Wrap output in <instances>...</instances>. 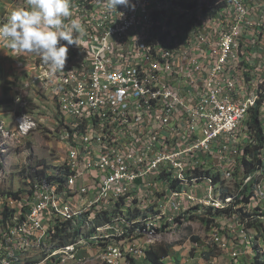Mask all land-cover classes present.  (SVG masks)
Returning a JSON list of instances; mask_svg holds the SVG:
<instances>
[{"label":"built area","instance_id":"1","mask_svg":"<svg viewBox=\"0 0 264 264\" xmlns=\"http://www.w3.org/2000/svg\"><path fill=\"white\" fill-rule=\"evenodd\" d=\"M71 1H78V8H71L72 18L85 29L79 37V63L47 76L45 82L55 83V90L42 94L41 86L36 95L53 100L48 127L56 139L62 138V132L55 130L56 117L70 125L90 119L91 135L85 145L74 143L70 129L63 131L70 132L66 143H73L68 155L72 171L68 197L74 205H83L85 195L94 194L93 215L122 193H131L135 208L147 205L154 196L159 167H172L175 178L212 168L225 175L227 186L228 177L249 154V133L257 134L258 149L264 150V3L257 0V7L251 8L254 0H232L210 22H186L185 30H177L175 22L186 21L190 0H184V7L164 0V8L131 0L134 10L124 6L110 10L108 0H101L99 10L90 14H83V1L91 0ZM148 23H155V31H148ZM191 29H198L197 37L177 41L178 32ZM160 36H167V43H160ZM180 42H189V49L180 50ZM11 52L28 61L30 82L41 65H33L25 53ZM83 59L91 61V79L80 72ZM114 139H121L120 147H113ZM111 151H118V161H110ZM252 173H258V186L248 209L264 204V176L261 171ZM209 189L210 185L202 186L184 199L168 196L169 211L161 218L164 229L175 224L174 213L196 207L198 197L209 198ZM0 208L19 213L22 231L32 236V243H24L12 225L2 232L8 235V244L0 243V264H10L5 250L31 247L66 215L62 203L49 198V190L39 197L24 196L20 204L0 199ZM219 212L214 217L209 209H196V217L223 219L218 222L223 237L224 230L238 232L242 217L235 215L234 225L225 221V213L235 212V206ZM113 232L117 242H110L106 256L119 257L120 264L144 262L136 252L137 261L128 263L129 245H122L121 230ZM138 233H130V242ZM101 242L108 241L72 247L56 259L75 264L78 256L93 253ZM239 253L231 249V256L237 258Z\"/></svg>","mask_w":264,"mask_h":264},{"label":"bare ground","instance_id":"2","mask_svg":"<svg viewBox=\"0 0 264 264\" xmlns=\"http://www.w3.org/2000/svg\"><path fill=\"white\" fill-rule=\"evenodd\" d=\"M151 1V5L156 8H164V0H144ZM202 1V0H201ZM232 1V0H231ZM231 1L215 0L212 4L204 5L199 4L196 0H190V7L187 10L186 21L185 18H178L175 22V29L185 30L186 22L196 23L210 22V18H215L218 14L225 9L227 4ZM205 3V2H204ZM206 4V3H205ZM101 7V0L83 1V14H90V11H97ZM175 7H184V0H175ZM71 8H78V1H71ZM68 22V21H66ZM148 31H155V23H148ZM198 29L187 30V32H178L177 41H187L188 37H197ZM160 43H167V36H160ZM189 42H180V50H188ZM28 54V53H27ZM81 57V49L79 46H71V54H68V59L65 66H73V63H79ZM36 65H41L35 71L33 79L36 91L42 86V94H49L50 91L55 90V83L45 82L47 76L55 74L50 71L48 66L44 65L39 56L36 55ZM35 65V64H34ZM91 61L90 59H83V64H80V72L83 73L84 79H91ZM42 97V95H39ZM46 100V98H44ZM53 104V100H46ZM18 124V131L27 135L30 130L37 128V125L30 118L19 116L16 118ZM4 124L0 123V132L4 131ZM64 129H70L74 132V143L77 145H85L88 143V136L91 135L90 119H82L81 125L79 123H72L70 121H63V117H56L55 130L62 132L60 142L65 147V161L59 167V173L65 178V184L62 185L59 181L52 180L49 176L42 177L39 184H34L31 188L32 197L41 196V192L49 190V198H54L55 203H62V210L66 215L57 222V224L50 230L47 237H37L36 243L29 248H16L13 250H5V258L10 264H46L53 260V264H60V259H56L60 255L69 253L72 247H79L87 243L101 242L100 247L95 251L98 259L105 264H120L119 257L106 256V250H110V242H117V234L113 231L121 230L122 245H129L128 249V263H135L137 261V254L139 252L140 260L146 259V250L150 245L154 244L155 240L164 231H172L174 227L186 221L185 219L193 214H196V209H209V214L215 211H227L235 206V212L248 211L250 201L255 198L256 187L258 186V173L252 171H261V176H264V150H259L257 159L251 155V149L257 147L256 133H249V154L246 156V161L241 162V168L235 169L231 177H228V184L226 186L225 175H222L219 170L212 168L201 169L198 172L190 174H180V178H175L172 172V167H159L153 180L154 196L151 198L147 205H139L135 208V203L132 204V211L141 210V214L128 215L126 208L123 207L125 201L134 200L131 193H122L116 195L113 201L106 206H102L94 214L108 213V220L95 224L92 218V203L94 202V194H86L84 197V204L79 205L76 210L73 206V200L69 195V183H71L72 171L69 169V151H73V143H66L70 139V132H63ZM55 133V132H54ZM56 134V133H55ZM264 136V128H263ZM121 139L113 140V147H120ZM110 161H118V151L110 152ZM247 162H252V169L249 174L244 171V166ZM245 176L246 178L245 183ZM245 183V184H244ZM210 185L209 198L198 197L195 206H188V211H180L173 214L172 227L164 229L162 219L168 214L169 203L167 202L168 196L175 199H184L199 190L202 186ZM243 185L252 187V197L248 202H237L236 196L242 191ZM37 186V189H36ZM227 187H233L230 192H222ZM167 188V189H166ZM229 189V188H228ZM0 199L10 201V204H20V199L23 196H15L13 194L0 195ZM127 204H125L126 206ZM262 205V204H258ZM254 206H252L253 208ZM251 208V209H252ZM262 208H264L262 206ZM3 208H0V211ZM10 217L13 231L18 232V238L24 240V243H32V236L30 232L22 231V222L20 221V214L15 210ZM253 210V209H252ZM140 213V212H139ZM249 213V212H246ZM66 220H72L74 224L79 225L77 229V238L75 242L56 246L53 240V235L56 232V227H61ZM81 223V226H80ZM156 229L150 230L151 227ZM10 228V227H8ZM83 228H94L92 233L83 232ZM244 231V230H243ZM139 232V233H138ZM130 233H138L135 241L130 242ZM84 234V235H83ZM218 239V238H216ZM1 244H8V235L0 239ZM50 247L45 249V247ZM48 250L49 253H46ZM38 256V257H36ZM3 258V249H0V261ZM38 258H41L38 260ZM56 262V263H55Z\"/></svg>","mask_w":264,"mask_h":264},{"label":"rangeland","instance_id":"3","mask_svg":"<svg viewBox=\"0 0 264 264\" xmlns=\"http://www.w3.org/2000/svg\"><path fill=\"white\" fill-rule=\"evenodd\" d=\"M223 1L227 2L228 0ZM251 1L249 0V2ZM254 1L249 3L251 8L257 7V0ZM258 1L260 2L258 4L264 3V0ZM198 3L201 4L200 1ZM26 5L27 0H0V20L5 19L14 9ZM27 63L28 61H23L21 56L13 54L5 44H0V120L5 122L4 131L0 132V195L15 193L18 196H29L31 188L34 184H39L42 177L49 176L52 180L59 178L57 180L59 183L63 181V175L58 171L60 165L65 161V147L59 138L56 139L54 131L49 130L48 119L50 116L46 115L47 109L43 108V104L38 99L44 100V98L36 95L34 86L26 88L27 94H25L20 84L26 73ZM45 102L51 104V102ZM19 116L30 118L36 123L37 128L30 130L27 135H22L18 131L16 122V118ZM232 188L227 187L222 194L227 190L231 191ZM132 203H135L134 200H131ZM72 206L76 210L79 209V205L72 203ZM262 206L264 207V204L251 207L253 210L250 208L244 213L249 212L247 214L257 216L264 212ZM125 208L128 215H138L135 209L133 211L129 209V204ZM241 213L226 212V225H234L235 215L240 217ZM190 216L193 217L190 218ZM190 216L183 223L176 225L172 231L162 232L154 242L171 244L172 249L180 253L178 261L173 256L167 260V263L209 264L210 261H213L214 264H261L264 260V217L255 218L262 223V231L255 227H247L246 221L248 224L250 219L247 220L248 217H246L244 220H239L238 232L231 235L224 230V238L218 233V222L221 218L211 219L213 221L204 219L205 221H203V218L196 217V214ZM221 220L223 221V219ZM2 225L0 224V239L4 236L1 233L8 229L7 226L3 225L2 227ZM92 231L93 228H83V232L87 234ZM76 233V228L65 227V231L59 236L61 237L59 244L71 242ZM229 240H233V243ZM48 248L50 247H45V249ZM231 249L240 252L237 258L231 256ZM46 253H49L48 250ZM215 257L216 261L213 260ZM40 259L38 258V260ZM75 264L105 263L98 259L94 251L78 256ZM141 264L150 263L144 261Z\"/></svg>","mask_w":264,"mask_h":264},{"label":"clouds","instance_id":"4","mask_svg":"<svg viewBox=\"0 0 264 264\" xmlns=\"http://www.w3.org/2000/svg\"><path fill=\"white\" fill-rule=\"evenodd\" d=\"M110 10L132 7L131 0H108ZM71 0H27L0 20V42L18 54L34 53L51 72H61L69 47L80 46L85 31L79 19L72 18ZM68 21V22H66Z\"/></svg>","mask_w":264,"mask_h":264},{"label":"trees","instance_id":"5","mask_svg":"<svg viewBox=\"0 0 264 264\" xmlns=\"http://www.w3.org/2000/svg\"><path fill=\"white\" fill-rule=\"evenodd\" d=\"M198 1V0H197ZM200 3L202 2V4L204 5H209V4H212L215 0H199ZM206 4H205V3ZM254 123H257V120L256 118H254ZM257 135V134H256ZM258 138L261 140L262 137L260 135V133H258ZM258 152H259V149H258V146L257 147H254L251 149V152H250V155L254 158V159H257V156H258ZM252 165L253 163L251 162H247L244 166V171L246 174H249L250 173V170L252 169ZM57 180H59V178H57ZM60 183L62 185L65 184V178L63 177V181H60ZM243 192V193H242ZM13 195L17 196L18 194H15V193H12ZM225 192L224 194H222V196H225ZM252 187L249 185V186H245L244 187V191L242 189V191L236 196V201L237 202H248L251 197H252ZM262 211V210H261ZM13 213V211H9L8 209H3L0 211V224H3L7 227H11L12 223H11V219L9 218V216H11V214ZM264 213V212H262ZM221 214V212L219 211H215L214 214H212V216L216 217V216H219ZM100 221L99 222H105L108 220V214L106 213H103L101 214L100 216ZM240 217H242V220H244V218L248 217V219H250L248 221V224H247V221H246V226L247 227H255L257 230H263L262 228V223L259 222L257 219L255 218H261V217H264V214L263 215H259V217H256L254 215L251 216V214H247V213H241L240 214ZM203 221L204 218H203ZM74 222L70 221V220H66L64 224H62L61 227L57 226L56 227V232L55 234L53 235V240L55 241V245L56 246H60V245H67V244H70V243H73L75 242L78 234L76 233L73 238L71 239L72 241L69 242V243H66V242H62L61 244H59V241L61 240V237L60 234L62 232L65 231V227H73V228H76V230L79 228V225H75L73 224ZM2 225V227H3ZM13 226V225H12ZM4 229V228H3ZM1 236V235H0ZM194 239H197V238H194ZM172 248V245L171 244H168V243H154L152 245L149 246V248L146 250V259L145 261L146 262H149L150 264H166L165 262V259L169 256V253H170V250ZM261 264H264V260L261 262Z\"/></svg>","mask_w":264,"mask_h":264},{"label":"crops","instance_id":"6","mask_svg":"<svg viewBox=\"0 0 264 264\" xmlns=\"http://www.w3.org/2000/svg\"><path fill=\"white\" fill-rule=\"evenodd\" d=\"M0 44H4V43H2V42H0ZM13 53V52H12ZM14 54V53H13ZM26 54V56L27 57H30V60H31V62H32V64L34 65H36V63H37V60H36V54H34V53H25ZM20 59V58H19ZM36 62V63H35ZM34 76H35V73L33 74V77H32V79L30 80V82H28L27 83V76H26V73H25V75H24V77H23V80L22 81H20V84L22 85V88H23V92L25 93V94H27V89H29L30 88V86H34L35 87V85H34V82H33V79H34ZM27 83V84H26ZM27 88V89H26ZM36 91V90H35ZM39 96V95H38ZM39 99V101L43 104V108H45V109H47L46 110V115L47 116H50V119H48V121H50L51 119H52V103L50 104V103H47V102H45L46 100H42L41 98H38ZM48 107V108H47ZM0 122H1V124H5V122H4V120H0ZM4 126V125H3ZM227 192H230L229 190H227ZM125 204H129L130 205V208H131V206H132V204H131V200L130 201H125V203L123 204V207L125 208ZM129 208V209H130ZM136 212L138 213V214H141V210H136ZM140 212V213H139ZM136 213V214H137ZM106 214H108V213H106ZM100 216H101V214H93L92 215V218L94 219V221H95V224H98L99 223V221H98V219L100 218ZM72 221V220H71ZM73 222V221H72ZM228 225H231V224H228ZM93 230H94V228H93ZM232 235V234H231ZM231 243H233V240H229ZM172 252H174V253H172ZM176 257L177 258V261H178V259H179V257H180V253L179 252H177L176 250H174V249H172L171 248V252L169 253V256L165 259V262H166V264H169V263H167L168 261V259H170V258H172V257ZM36 257H38V256H36ZM214 261H216L217 259H216V257L213 259ZM146 262V261H145ZM209 264H214V262L213 261H210L209 262Z\"/></svg>","mask_w":264,"mask_h":264}]
</instances>
